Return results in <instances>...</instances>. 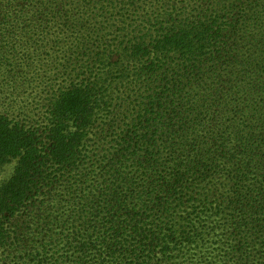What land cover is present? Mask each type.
Listing matches in <instances>:
<instances>
[{"label":"trees","instance_id":"1","mask_svg":"<svg viewBox=\"0 0 264 264\" xmlns=\"http://www.w3.org/2000/svg\"><path fill=\"white\" fill-rule=\"evenodd\" d=\"M97 1L0 0L15 36L32 3L62 75L40 122L0 111V170L15 161L0 249L25 264H182V244L213 239L224 264H264V0H167L134 33L89 19Z\"/></svg>","mask_w":264,"mask_h":264},{"label":"rangeland","instance_id":"2","mask_svg":"<svg viewBox=\"0 0 264 264\" xmlns=\"http://www.w3.org/2000/svg\"><path fill=\"white\" fill-rule=\"evenodd\" d=\"M167 0H140L139 6L143 3V8L138 7L136 9L127 6L123 10L115 7V4H122V0H100L94 4L100 8H96L94 12L89 16V19H93V22H99L104 17L108 18L105 24L106 26L113 23H119L125 25L127 30L134 33V29L141 27L149 18V13L153 12V9L157 8V5L164 3ZM34 9H32V3H28V8L23 10L21 24L11 28L14 33L11 34L6 30L4 25H0V38H12L17 39L16 46L11 43H6V39H0V55H5V59H1L0 62V111H8L18 118L24 121L40 122L43 119L46 111V104L49 102L48 97L52 94L58 83L61 82L62 75L60 73L61 62L53 59L49 64V61L45 57L46 49L39 48L40 44V32L36 26V20L34 18ZM102 13V15H101ZM54 30V28L52 29ZM26 39H31L28 43H25ZM25 43V44H24ZM21 46L20 52L17 48ZM59 46L56 43L49 49L51 56L54 54L60 55ZM21 53H25L21 57ZM18 55L20 60L17 63L8 61L7 59L13 55ZM27 63H31L28 64ZM74 63V61H73ZM73 65V64H71ZM48 95V96H47ZM101 145L107 146L109 138H102ZM99 140V139H98ZM100 141V140H99ZM15 161L8 162L1 167L0 170V184L7 180L14 169ZM214 240L198 241L184 243L181 246V253L184 262L182 264H224L218 256V253H222L219 250V243H213ZM22 250V249H20ZM228 258L233 257L230 253H226ZM248 262L241 261L240 263H233L234 259H230L228 264H261L262 258L256 257L255 260ZM261 260V261H259ZM167 264H176L177 259H170ZM256 261V262H255ZM0 264H25L22 258L17 257L16 249L6 248L0 249ZM31 264V262H27Z\"/></svg>","mask_w":264,"mask_h":264}]
</instances>
